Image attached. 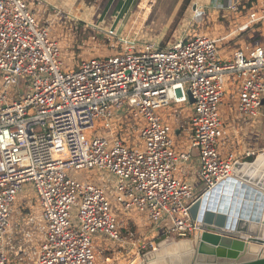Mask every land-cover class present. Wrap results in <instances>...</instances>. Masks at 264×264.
<instances>
[{
  "label": "built area",
  "instance_id": "1",
  "mask_svg": "<svg viewBox=\"0 0 264 264\" xmlns=\"http://www.w3.org/2000/svg\"><path fill=\"white\" fill-rule=\"evenodd\" d=\"M193 5L189 25L206 16L204 7ZM242 6L225 2L245 19L219 39L188 28L161 47L114 28L97 31L111 49L120 44L118 50L67 71L58 42L26 0H0V264H97V238L125 240L108 195L121 213L145 214L161 235L182 239L204 231L190 207L230 179L238 161L233 154L222 158L218 148L228 134L220 112L227 79L237 90L238 115L264 116V45L240 48L227 59L218 47L249 27L264 29V0ZM188 92L190 110L174 111L188 140L187 150L178 152L162 112L186 101ZM126 113L143 125L123 124ZM97 121L108 136L89 135ZM116 125L136 131L139 144L127 146ZM194 150L199 193L175 174ZM71 170L98 175L85 181ZM26 185L39 215L31 201L21 203Z\"/></svg>",
  "mask_w": 264,
  "mask_h": 264
},
{
  "label": "rangeland",
  "instance_id": "2",
  "mask_svg": "<svg viewBox=\"0 0 264 264\" xmlns=\"http://www.w3.org/2000/svg\"><path fill=\"white\" fill-rule=\"evenodd\" d=\"M66 2H63L62 4H45L41 0H26V2L29 4V8L32 12L35 13V17L37 21L39 22L40 26H46L49 29V34L51 38H54L58 42L60 51H61V60L63 62V70H77L79 67L80 60L82 59H88L93 56H99V57H106L110 56L112 54H115V52L118 50V47L120 44H115V48L111 49L110 44L112 42H108L106 38L103 36L101 38H98V40H92L91 29L86 25L85 22L79 20L80 14H79V7H85L88 9L89 7L93 6L95 7L96 14H94L93 21L97 20V13L102 11L101 9L107 4L108 1L111 3L108 4V12L105 16L104 20L111 21L110 18L112 17L111 14L114 13L115 8L117 6L118 0H64ZM142 0H139V2ZM146 1V0H145ZM174 1V0H173ZM190 4L193 5L192 0L190 1ZM189 4V5H190ZM140 5V4H139ZM139 5L134 9L131 15L121 14L117 17V19L120 17L124 22L130 18V23L128 27L132 29V33L137 36L141 37L142 39H151L152 41L159 42L161 47H165L169 45L171 42H174L176 38L179 36V33L183 31V29H188L191 34H195L196 32H204V34H207L211 38H213L210 32L207 31L208 23L206 21V17L203 18V20L195 22V24L189 25V9L186 8L185 12L183 13L182 17L178 21L175 27L173 26V20L176 17H170L171 10H172V0H147L146 6L144 7L142 13L143 14H137L140 13L139 11ZM188 5V6H189ZM99 8H101L99 10ZM83 9V8H82ZM99 10V11H98ZM53 11L56 13H60L59 21L52 19L51 21L48 20L49 15H53ZM83 11H81L82 13ZM187 14V16H185ZM76 15V16H74ZM59 16V15H58ZM114 16V15H113ZM138 16V17H137ZM77 17L78 19H76ZM137 18V19H136ZM119 19V20H120ZM85 23V24H84ZM127 28L125 31L129 29ZM216 31V30H215ZM214 31V32H215ZM264 29L256 32L253 34V36L250 39H246L245 42L247 44L251 43H259L262 44L264 41ZM215 38V36H214ZM90 42V43H89ZM218 44L219 50H222L224 45ZM21 91H24V88L20 86ZM185 103L180 102L179 104L171 102L168 107H166V112H173L174 110L180 108L182 110L183 105ZM126 122L129 124V128L132 127L136 129L138 125H143V119L141 118H133L130 113L125 114ZM167 118V117H166ZM98 122V121H97ZM115 125V122L113 123ZM132 124V126L130 125ZM117 127V125H116ZM115 127V128H116ZM116 133L115 135H119L122 140L126 143L127 146L132 147L133 144H139L138 138L136 136V131L132 132H126V129L123 128L121 131L119 127L115 129ZM97 134V135H107L104 133L100 123L98 122V128L94 131L90 132L89 135ZM110 140V139H109ZM111 141V140H110ZM264 152V151H261ZM259 152V153H261ZM259 153H254L250 155L247 158L244 159H238L240 162H251L254 160L256 155ZM223 158V157H222ZM251 158L249 161L248 159ZM70 175L76 176L78 179L83 180H91L94 181L96 179L98 173L95 172V170H81V171H75L71 170L69 172ZM234 178V177H233ZM235 184H231V189L234 195V190L236 189V184L240 185V182H234ZM244 183V182H241ZM245 185H248L244 183ZM230 186V185H229ZM30 187L29 185H26L25 191L23 193V197L29 199L32 195L30 193ZM240 188V187H239ZM223 189L221 187V190H217L215 195L218 197V201H221V195L223 193ZM234 189V190H233ZM240 188V193H241ZM259 193L264 196V189L258 187ZM261 189V190H260ZM239 193V194H240ZM30 194V195H29ZM109 201L112 204L113 212L117 216L118 225L120 228V231H122V235L127 238L128 231H132L133 237L131 241L128 240V243H115L108 241L107 243H99L95 244V253H96V263L97 264H132L140 255L151 251L155 248H160L161 246L171 242L172 240H181V239H173L170 237H167L165 235H159L156 233V228L153 227V225L146 220L145 214H139L136 211H131L128 214V216H137V222L140 224L133 225V221L130 219L124 218V212L121 213L119 209L116 206L115 203V197L113 195H108ZM256 197V194H255ZM249 199L246 201V204L249 205V203H252L251 210L246 209V217H253L256 218L257 216H261V214L255 213L253 214L252 208L254 207V204L256 203V198ZM235 199H240L238 197L233 196V200L231 199L230 204V210L232 219L236 216V209L241 208L239 203ZM252 201V202H251ZM22 203V202H21ZM25 204V203H24ZM236 205V206H234ZM22 206H24L22 204ZM21 206V207H22ZM235 207V208H234ZM31 210L34 211L36 215H39V210L37 207V203L33 198H31ZM238 215V214H237ZM248 215V216H247ZM182 239H189L193 240V235H190L188 237L182 238ZM95 243V242H94ZM114 245V246H111ZM122 245V247L117 246ZM125 245H135L131 247H127ZM140 245H145L144 248H141ZM254 245V244H253ZM140 246V247H139ZM258 246V245H257ZM139 247V248H138ZM127 248V249H126ZM264 251V250H263ZM264 256V252H263Z\"/></svg>",
  "mask_w": 264,
  "mask_h": 264
},
{
  "label": "crops",
  "instance_id": "3",
  "mask_svg": "<svg viewBox=\"0 0 264 264\" xmlns=\"http://www.w3.org/2000/svg\"><path fill=\"white\" fill-rule=\"evenodd\" d=\"M41 1L47 4V6H49V4L59 5V4H62L63 2H66L64 0H41ZM227 1L229 0H192V3L194 4L196 3L199 6L204 7V9H206L205 17L208 23V27L205 29H207V31L210 32L211 35H213L212 36L213 38L214 36L215 38H218V39L223 37L225 32L228 29H231L237 26L240 22L242 23L245 19V17L239 14L228 11L224 7L225 2ZM240 1L243 5L241 9L243 8L245 10L247 9V7H249V4H252L253 2V0H240ZM146 2L147 0L146 1L142 0L140 2L139 0H118L117 1L118 4L115 8V11L113 14H111L112 17L110 18H113L111 19V21L104 20L108 12V9H109L108 4L111 3L110 1H108L107 4H105V6L102 9L99 8V10L101 9L102 11L97 13L96 21L92 20L94 17V14H96L95 7L91 6L88 9H86L85 7L80 6L79 11H78L80 14L79 20L85 22L86 25H88L92 33H94L97 38L103 37L101 34L97 35V31H101L103 34V32L109 28H114L115 31L121 36L128 35L131 37H137L135 36L136 34L134 35L132 33L131 27L129 28L127 25V23L128 24L130 23V18L124 22L122 19H120V17L118 19L117 17L123 13L124 14L127 13L129 15L128 17L132 16L131 17L132 19L133 15L131 14L134 11V9L138 7L139 4H140L139 11L141 10V12L137 14H140V15L143 14L142 11L144 7L146 6ZM182 2L183 0H174V1L172 0L173 6H172L171 14H170L171 18L177 14ZM218 7H221V8L223 7V8L221 9ZM189 8L190 7H188V9ZM81 11L83 12L81 13ZM245 12L246 11H242L243 14H245ZM185 16H187V14H185ZM59 17H60V13L58 14L53 11V15H49L48 20L51 21L52 19H55L59 21ZM75 18L78 19L77 17ZM127 28L129 29L126 32L125 30ZM260 30L261 28L258 29L257 27H254V28L249 27L243 33L231 36L227 40L221 41L220 45L221 46L224 45L223 49L220 50V55L222 59L229 58L235 50H238L240 48L264 45V41L262 44H259V43L247 44L245 42L246 39H250L253 36V34H255L256 32ZM179 34H182L181 31ZM139 39L144 40V41L151 40L147 38L142 39L141 37ZM182 103H185L182 108L184 111L187 112L188 110H190V106H189L190 103L188 102V99H186V101H182ZM236 107H237V90H236L235 84L231 83L230 79H227L226 85H225L223 103H222L220 112H221V118L223 121V125L225 129L227 130L228 134L227 136L224 137V139H222L219 142V146H218L220 155L223 158H226L229 154H233L234 157H236L237 159H244V158H247L245 156L247 152L254 154V153H259L261 151H264V116H263V113H261L257 117H243L241 115H238L236 111ZM166 110L164 109V111L162 112V116L164 118V122L172 126L174 129V134L172 136V140L174 143L173 149L178 152L186 151L188 148V140L180 132V130L176 127V119L174 116L175 110L173 112H166ZM125 123H128V122L124 121L123 124ZM121 126L124 127V129H128L124 125H121ZM126 132L128 133L127 130ZM197 154H198L197 151L194 150L189 162L180 163L178 165V169L175 174L177 178L192 184L195 187L196 191L199 193L202 190V183L196 177V172L199 167V161H198ZM30 196L31 197L29 199L24 197V199L22 200V203L31 201V198L35 200L33 195H30ZM127 213L126 212L123 213L125 219L132 220L133 225L135 226L136 224H140L137 222V219H138L137 216L136 217L132 215L128 216ZM120 232L122 234V231ZM130 233L132 234V231H128L127 238L122 235L125 238L124 240L125 244L128 243V240L131 241L132 239V238L130 239L129 237ZM156 233L161 235L158 230H156ZM108 241L109 240L105 238H97L95 244H99L103 242L107 243ZM111 246H114V245H111ZM117 246L122 247V245H117ZM125 246L131 247L135 245H125ZM140 246L141 248H144L145 245H140ZM95 247L96 245H94V248Z\"/></svg>",
  "mask_w": 264,
  "mask_h": 264
},
{
  "label": "water",
  "instance_id": "4",
  "mask_svg": "<svg viewBox=\"0 0 264 264\" xmlns=\"http://www.w3.org/2000/svg\"><path fill=\"white\" fill-rule=\"evenodd\" d=\"M187 99L190 104L193 103L189 92ZM233 176L248 184H236L233 196L240 199L234 198V202L241 206L236 209L237 217L232 220L228 215L230 203L227 199L219 206L218 212L215 206L206 207L207 193L189 210L191 219L204 225L203 232L193 230V240H172L140 255L132 264H264V251L260 247H264V214L261 220L245 216V210L252 207V203L247 205L246 201L253 200L255 194L257 201L252 208L253 214H260L264 208V196L255 188L264 182V152L256 155L251 162L236 161ZM223 183L209 193L216 192ZM239 187L242 188L241 193Z\"/></svg>",
  "mask_w": 264,
  "mask_h": 264
},
{
  "label": "bare ground",
  "instance_id": "5",
  "mask_svg": "<svg viewBox=\"0 0 264 264\" xmlns=\"http://www.w3.org/2000/svg\"><path fill=\"white\" fill-rule=\"evenodd\" d=\"M247 170V169H246ZM242 172H244V170L242 169ZM234 176H232L230 179H228L227 181H225L223 184H222V188H224L223 189V193H222V195H221V201L219 200L218 201V197L215 195V193L216 192H211V193H208V196L206 197V199H205V202H206V207H209V206H211V207H213V206H215V209H216V212H218V208H219V206H221V204L224 202V201H226V199L229 201L228 202V204L230 203L231 204V195L233 194V192H232V189H231V184H235L234 182H241V180L242 179H239L237 176L236 177H234ZM230 185V186H229ZM256 186V185H255ZM254 186V187H255ZM221 187L218 189V190H221ZM252 187V186H251ZM259 187L260 188H262V189H264V182H261V184L259 185ZM255 188H257V190H259L258 189V187L256 186ZM234 190V189H233ZM242 190V189H241ZM261 190V189H260ZM252 205V204H251ZM234 206H236V205H234ZM237 207V206H236ZM235 208V207H234ZM233 211V210H232ZM230 209H229V211H228V215L231 217V212H232ZM264 212V208H263V210H262V215L261 216H257V217H259L260 218V220H261V217L263 216V213ZM260 213V214H261ZM256 217V218H257ZM232 218V217H231ZM235 218V217H234ZM233 218V219H234ZM232 219V220H233ZM255 219V218H254ZM261 222V221H260ZM260 224V223H259ZM259 246V245H258ZM263 250H264V247H262V246H260Z\"/></svg>",
  "mask_w": 264,
  "mask_h": 264
},
{
  "label": "trees",
  "instance_id": "6",
  "mask_svg": "<svg viewBox=\"0 0 264 264\" xmlns=\"http://www.w3.org/2000/svg\"><path fill=\"white\" fill-rule=\"evenodd\" d=\"M190 1L191 0H183V2H182L181 6H180V8H179V10H178V12L176 14V17L173 20V26L172 27H175L176 26V24L178 23V21L182 17L183 13L185 12L186 8L190 6L189 5L190 4ZM248 160L250 161L251 158H249Z\"/></svg>",
  "mask_w": 264,
  "mask_h": 264
}]
</instances>
